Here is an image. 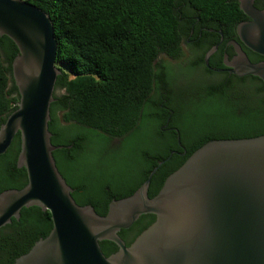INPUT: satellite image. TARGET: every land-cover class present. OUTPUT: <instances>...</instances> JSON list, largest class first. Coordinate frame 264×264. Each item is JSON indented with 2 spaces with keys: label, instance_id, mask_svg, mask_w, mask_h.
Listing matches in <instances>:
<instances>
[{
  "label": "trees",
  "instance_id": "obj_1",
  "mask_svg": "<svg viewBox=\"0 0 264 264\" xmlns=\"http://www.w3.org/2000/svg\"><path fill=\"white\" fill-rule=\"evenodd\" d=\"M29 1L46 11L55 27L61 74L49 130L52 143L63 146L54 157L79 205L106 215L111 201L132 195L159 161L164 163L151 179L150 197L209 141L264 135L260 77L214 80L200 66L188 64L183 72L204 83L195 85L191 95L188 88L187 95H180L174 68L160 60L182 59L195 22L212 40L205 51L220 41L219 31L237 37L236 26L246 18L238 0ZM246 50L253 61L264 59ZM18 53L15 42L0 35V126L20 101L12 69ZM114 142L118 145L110 150ZM20 148L18 133L0 155V193L28 182L26 168L17 164ZM155 219L144 214L119 234L130 245ZM52 227L49 211L24 207L19 218L0 228V264H15ZM100 245L106 256L119 249L109 240Z\"/></svg>",
  "mask_w": 264,
  "mask_h": 264
},
{
  "label": "water",
  "instance_id": "obj_2",
  "mask_svg": "<svg viewBox=\"0 0 264 264\" xmlns=\"http://www.w3.org/2000/svg\"><path fill=\"white\" fill-rule=\"evenodd\" d=\"M238 1L251 20L241 22L237 34L264 56V9L255 0ZM0 35L19 49L12 69L20 94L0 126V155L20 133L17 164L28 175L22 189L0 193V228L30 206L49 211L53 222L15 264H264V135L209 141L150 197L151 179L164 163L159 161L132 195L111 201L100 215L76 202L54 157L63 146L52 143L49 130L61 74L52 18L29 0H0ZM238 55L247 73L264 82V61L252 62L242 49ZM144 214H154L155 221L127 245L119 232ZM104 240L119 249L106 256Z\"/></svg>",
  "mask_w": 264,
  "mask_h": 264
},
{
  "label": "flooded vegetation",
  "instance_id": "obj_3",
  "mask_svg": "<svg viewBox=\"0 0 264 264\" xmlns=\"http://www.w3.org/2000/svg\"><path fill=\"white\" fill-rule=\"evenodd\" d=\"M255 6L259 9H264V0H255ZM249 20H251V18L246 15V18L242 19L237 24L236 31L238 25L241 22L249 21ZM204 30L205 27H200V28L198 27V22L193 23L191 26V31L188 37L186 38L185 44L190 48V52H191V58L189 59V64H192L193 66L195 65L200 66L201 69L205 70L210 76H212V79L218 80L223 77H226L231 81L252 75L247 73L245 67L242 66L241 61L238 59L239 56L238 49H242L252 62L264 61V59H261L259 61H253V59L250 58V55L246 50V48L248 49V47L241 41L238 34L237 37L226 38L223 35V33L222 32L220 33L219 31V33L221 34L220 41L214 45L212 44L211 47L205 51V49L212 43V40L209 37L203 35ZM209 30L214 31L213 29L212 30L209 29ZM216 46H218V48L214 50L211 55H209L210 52ZM202 54H203V60L199 59V56ZM208 56L209 58L207 62L206 58ZM167 58L173 59L172 57H167ZM161 62L164 63L163 60ZM166 100L167 98L165 99V101ZM169 122L170 121H168V123ZM65 171L67 174H69L66 169Z\"/></svg>",
  "mask_w": 264,
  "mask_h": 264
},
{
  "label": "rangeland",
  "instance_id": "obj_4",
  "mask_svg": "<svg viewBox=\"0 0 264 264\" xmlns=\"http://www.w3.org/2000/svg\"><path fill=\"white\" fill-rule=\"evenodd\" d=\"M184 49H185V54L180 60L170 59V58H167L166 56L160 57V60L161 61L163 60L164 63H167L168 65L174 68V71L176 72L177 81L180 85V86H177V88L179 89L178 91L179 94L182 95V92H183L184 94L187 95L188 94L187 90L189 89V95H191L194 86L202 84L204 82H197V79L192 77L193 76L192 73H189L190 74L189 75L183 72L184 68L188 67L189 59L191 58L190 48L186 44L184 45ZM196 88L198 89V87ZM117 145H118L117 142H114L110 150L115 149ZM110 162L111 161H109V163ZM115 166H119V167H115ZM111 168L113 170H122L123 166L122 165H114V166L111 165Z\"/></svg>",
  "mask_w": 264,
  "mask_h": 264
}]
</instances>
